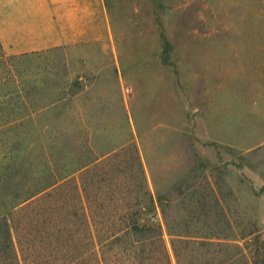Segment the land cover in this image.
Here are the masks:
<instances>
[{
    "label": "rangeland",
    "instance_id": "rangeland-1",
    "mask_svg": "<svg viewBox=\"0 0 264 264\" xmlns=\"http://www.w3.org/2000/svg\"><path fill=\"white\" fill-rule=\"evenodd\" d=\"M0 38L8 54L40 53L38 78L57 83L45 95L85 116L60 124V157L137 147L173 264L158 194L183 175L198 195L220 182L232 242L263 258L264 167L247 153L264 146V0H0ZM38 127L22 160H40Z\"/></svg>",
    "mask_w": 264,
    "mask_h": 264
},
{
    "label": "trees",
    "instance_id": "trees-1",
    "mask_svg": "<svg viewBox=\"0 0 264 264\" xmlns=\"http://www.w3.org/2000/svg\"><path fill=\"white\" fill-rule=\"evenodd\" d=\"M40 56L8 54L0 38V264H173L135 145L113 147L78 165L69 150L59 156L57 142L68 136L60 134V124L70 130L85 123V116L45 95L41 86L57 83L38 78ZM39 125L40 160H22L20 139H28ZM263 149L247 153L250 167H264L262 160L252 162ZM189 180L183 175L171 193L158 194L177 263L264 264V256L254 258L248 247L232 242L234 228L222 205L220 182L210 184V195H198L190 192ZM178 199L186 213L182 223L175 211ZM192 220L204 223L191 226Z\"/></svg>",
    "mask_w": 264,
    "mask_h": 264
}]
</instances>
